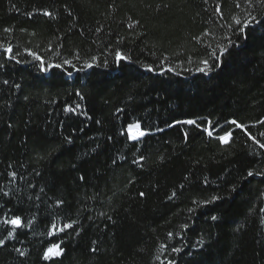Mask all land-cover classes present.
<instances>
[{
  "label": "trees",
  "instance_id": "16d2710c",
  "mask_svg": "<svg viewBox=\"0 0 264 264\" xmlns=\"http://www.w3.org/2000/svg\"><path fill=\"white\" fill-rule=\"evenodd\" d=\"M262 133L257 0H0V264H264Z\"/></svg>",
  "mask_w": 264,
  "mask_h": 264
},
{
  "label": "snow or ice",
  "instance_id": "6c2138e0",
  "mask_svg": "<svg viewBox=\"0 0 264 264\" xmlns=\"http://www.w3.org/2000/svg\"><path fill=\"white\" fill-rule=\"evenodd\" d=\"M250 2H251V0H250ZM257 2L260 3V4H264V0H257ZM46 15H50V14L46 13ZM249 15L251 16V14H249ZM253 21H255L256 23H260V21H259L255 16H251L250 19L245 20V21H243V22L240 21V20H237V21H236L237 26H238V30H239V32H240V34H241V39L246 38V36L244 35L245 30H246L249 26L252 25ZM229 39L231 40V38H229ZM236 46L238 47L239 45H236ZM7 51H8V52H11L12 49L9 48V49H7ZM222 54H230V53H228V52H227V48H225V49H224V53H222ZM29 55H32V54L29 53ZM35 59L38 60V61H40V65H41V69H40V70H41V71H47V69L44 67V61L41 60V58L38 57V56H36ZM125 59H126V58H125L122 54H120V53H116V61H117V62H121V61H123V60H125ZM217 60H219V57H217ZM64 63H69V62H68V61H65ZM202 63L204 64V68H201L200 71H202V72H210V71L212 70V66L209 65V62H208L207 60L202 61ZM85 66H86V67H89V68L92 67L91 64H87V65H85ZM51 67H53V68H60L61 65H59V64H55V65H51ZM73 67H74V66H73ZM149 71H151V69H149ZM69 75H71V73H69ZM5 83H7V81H5ZM68 111L71 112V111H74V110L71 109V108H69ZM184 123H186V124H195V121H193V120H188V121H185ZM230 123L233 124V125H236L237 128H243V126L240 125V124H239L237 121H235V120L230 121ZM132 127L136 128V129H139V125H138V124H137V125H133ZM205 131H208V135H210V136L212 135V131H209L208 129H205ZM144 135H145V133H144L143 131H139L137 134H133L132 139H133V140H137L138 137H142V136H144ZM185 135H187V134H185ZM261 135H264V133H262ZM231 136H232V132H231V131H225V133H224L223 135H220V136L218 137V139L221 140V141L224 142V143H227L228 140H229V138H230ZM261 147H264V144H261ZM248 175H249V176H252L253 173H252V172H249ZM143 195H144V193H141V196H143ZM214 199H219V197H215ZM212 219H213V220H216L217 217L213 216ZM11 224H12L13 226H15V227H20V226H21V220L17 217L16 219L11 220ZM66 227H71V225H66ZM2 244H3V242L0 241V245H2ZM54 249H59V245H55L54 248H50V249H48V252L45 254L44 259H49L51 254H54V255L57 256V257H59V256L62 255V251H61V250H56V251H54ZM93 251H95V249H93ZM176 251H179V249H176ZM21 255H24V253H21Z\"/></svg>",
  "mask_w": 264,
  "mask_h": 264
},
{
  "label": "rangeland",
  "instance_id": "374dc122",
  "mask_svg": "<svg viewBox=\"0 0 264 264\" xmlns=\"http://www.w3.org/2000/svg\"><path fill=\"white\" fill-rule=\"evenodd\" d=\"M133 133H134V134H137V131H134ZM56 250H58V249H54V251H56ZM47 252H48V250H47ZM47 252H46V253H47ZM56 257H57V256H55L54 254H51V255H50V258H56ZM50 258H49V259H50Z\"/></svg>",
  "mask_w": 264,
  "mask_h": 264
}]
</instances>
